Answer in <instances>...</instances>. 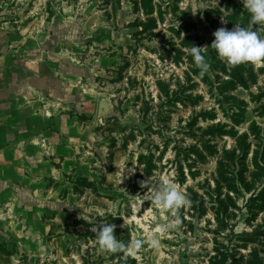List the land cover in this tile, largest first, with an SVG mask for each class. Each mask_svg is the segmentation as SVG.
Wrapping results in <instances>:
<instances>
[{"label":"rangeland","instance_id":"rangeland-1","mask_svg":"<svg viewBox=\"0 0 264 264\" xmlns=\"http://www.w3.org/2000/svg\"><path fill=\"white\" fill-rule=\"evenodd\" d=\"M250 21L242 0H0V75L40 82L64 139L2 212L0 264H264V61L211 47L236 24L264 37ZM162 181L187 203H153ZM102 223L119 251L100 248Z\"/></svg>","mask_w":264,"mask_h":264},{"label":"crops","instance_id":"crops-1","mask_svg":"<svg viewBox=\"0 0 264 264\" xmlns=\"http://www.w3.org/2000/svg\"><path fill=\"white\" fill-rule=\"evenodd\" d=\"M35 88L37 111L31 104L25 106L22 102ZM39 91L40 82L26 80L25 73L8 71L0 75V219L2 212L13 209L15 204L25 206L24 196L30 195L31 171L39 178L48 148L52 146L56 150L57 146H63V132H58L56 139L47 132L53 126L47 124ZM19 92L24 94L16 97ZM10 103L21 104L23 108L12 107Z\"/></svg>","mask_w":264,"mask_h":264},{"label":"clouds","instance_id":"clouds-1","mask_svg":"<svg viewBox=\"0 0 264 264\" xmlns=\"http://www.w3.org/2000/svg\"><path fill=\"white\" fill-rule=\"evenodd\" d=\"M242 2L244 8L251 14V24L264 26V0H242ZM213 35L215 39L211 43V47L215 49L220 58L231 65L264 61V37L258 31L236 24L231 30L221 27ZM204 49L205 47L193 45L190 49V54L202 74L207 72L210 67L203 54ZM151 198L153 203L166 209H179L187 203L185 195L168 181H162L161 186L155 188L151 193ZM92 230L98 236L101 249L117 252L124 247L115 235L114 224L102 223L98 229ZM149 243L156 246L158 242L152 239Z\"/></svg>","mask_w":264,"mask_h":264},{"label":"water","instance_id":"water-1","mask_svg":"<svg viewBox=\"0 0 264 264\" xmlns=\"http://www.w3.org/2000/svg\"><path fill=\"white\" fill-rule=\"evenodd\" d=\"M99 114L101 115H109L111 113V105L107 101H101L99 103V109H98Z\"/></svg>","mask_w":264,"mask_h":264}]
</instances>
